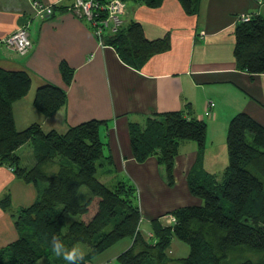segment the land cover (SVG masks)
I'll return each instance as SVG.
<instances>
[{
    "label": "trees",
    "instance_id": "obj_1",
    "mask_svg": "<svg viewBox=\"0 0 264 264\" xmlns=\"http://www.w3.org/2000/svg\"><path fill=\"white\" fill-rule=\"evenodd\" d=\"M120 1L124 6L140 3L155 9L164 0ZM177 1L190 16L198 12L201 0ZM233 32L237 69L249 75L264 73V17L251 15L247 22L238 21ZM101 43L114 49L123 64L137 71L171 46L168 33L148 40L137 21L122 23L116 33H105ZM60 73L68 85L72 70L61 63ZM29 88L25 72L0 68V166L9 168L24 183L41 188L33 204L11 213L17 239L0 249V264H36L42 258L50 264H70L54 254L53 236L66 249L78 244L88 247L76 264H89L125 239H130L131 245L116 258L119 264H264V127L249 115L241 112L229 121L228 164L222 180L206 173L199 162L189 172V193L201 204L168 213L174 217V224L150 221V233L144 234L139 227L141 214L135 186L124 180L105 184L96 177L98 172L110 174L113 170L111 156L105 153L107 144L99 136L106 122L88 120L64 133L44 132L38 124L19 131L11 106ZM64 103L63 89L45 85L36 91L34 107L45 117ZM128 134L135 162L155 158L164 169L167 185L172 187L174 160L181 143L194 142L200 156L206 124L192 116L187 104L183 111L155 113L130 121ZM25 145L32 148L35 158L31 166L22 165L16 153ZM81 188L88 192L85 198H80ZM10 205L9 195L0 201L3 210H10ZM66 216L77 219L66 225ZM173 239L188 246L186 257H168Z\"/></svg>",
    "mask_w": 264,
    "mask_h": 264
},
{
    "label": "crops",
    "instance_id": "obj_2",
    "mask_svg": "<svg viewBox=\"0 0 264 264\" xmlns=\"http://www.w3.org/2000/svg\"><path fill=\"white\" fill-rule=\"evenodd\" d=\"M31 1L0 0V68L25 72L30 79L27 94L11 106L15 128L20 131L38 124L44 132L64 133L88 120L105 121L99 136L107 144L105 153L111 156L113 170L104 171L100 181L134 185L141 223L149 229L154 219L169 225L168 213L200 205L189 193L188 174L199 162L206 173L222 180L231 118L246 113L264 127V73L239 71L233 57V31L239 17H264V0H201L198 12L190 16L177 0H164L155 9L126 4L123 24L137 21L148 40L168 33L171 41L168 51L153 56L139 71L123 64L114 49L99 43L85 20L66 9L71 0L58 5L59 0H39L56 5L44 20L34 16ZM21 27L27 28L32 44L24 56L4 43ZM61 63L72 70L68 85L60 73ZM45 85L65 91L64 105L49 117L34 107L36 91ZM187 104L192 116L206 124L204 147L199 156L194 142L181 143L174 160V185L169 187L155 158L141 164L132 158L128 124L155 113L183 111ZM40 189L0 166V201L7 195L11 201L8 211L0 206V249L17 239L11 213L33 204ZM130 245V239L122 240L89 264H116Z\"/></svg>",
    "mask_w": 264,
    "mask_h": 264
},
{
    "label": "built area",
    "instance_id": "obj_3",
    "mask_svg": "<svg viewBox=\"0 0 264 264\" xmlns=\"http://www.w3.org/2000/svg\"><path fill=\"white\" fill-rule=\"evenodd\" d=\"M60 1L62 0L55 4ZM30 4L34 11V16L40 20L49 17L53 12V5H55L45 4L39 0H32ZM124 7L123 2L120 0H72L67 10L78 18L84 19L91 26L99 43L102 44V36L105 33H116L122 25L121 15ZM249 19L250 15H242L238 21L247 22ZM4 43L11 47L19 56L26 55L32 47L26 27L18 28L12 32L4 40ZM205 115L208 116L209 113H205ZM174 223V217L169 215V224Z\"/></svg>",
    "mask_w": 264,
    "mask_h": 264
},
{
    "label": "rangeland",
    "instance_id": "obj_4",
    "mask_svg": "<svg viewBox=\"0 0 264 264\" xmlns=\"http://www.w3.org/2000/svg\"><path fill=\"white\" fill-rule=\"evenodd\" d=\"M18 155H20L21 157V164L22 165H27V166H31L35 163V158L33 156V152H32V148L28 145H25L23 147H21L18 151ZM47 170H51V169H47ZM96 177L99 179V181L101 180L100 174L99 172L97 173ZM112 184V183H111ZM40 185L42 186V183H40ZM110 184H108L109 186ZM81 192V196L80 198H85L87 195V190L86 188H81L80 190ZM77 217L74 216H66L65 218V224L68 225L70 222L76 220ZM140 229L144 234H149V227L146 223H141L140 225ZM64 231V228H63ZM147 231V233H146ZM77 248H79L81 250L82 253L86 252L88 250V247L85 244H78L76 245ZM189 252V248L186 244L173 239L171 246H170V253L168 254V257L172 258V259H177V258H184L187 256ZM36 264H50L49 261L46 258H42V260H40V262H37ZM119 264V263H116Z\"/></svg>",
    "mask_w": 264,
    "mask_h": 264
},
{
    "label": "clouds",
    "instance_id": "obj_5",
    "mask_svg": "<svg viewBox=\"0 0 264 264\" xmlns=\"http://www.w3.org/2000/svg\"><path fill=\"white\" fill-rule=\"evenodd\" d=\"M51 246L56 256L62 257L64 260L69 261L70 264H76L78 260L83 258V253L79 248L66 249L63 242L56 236L52 237Z\"/></svg>",
    "mask_w": 264,
    "mask_h": 264
}]
</instances>
